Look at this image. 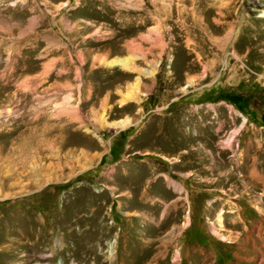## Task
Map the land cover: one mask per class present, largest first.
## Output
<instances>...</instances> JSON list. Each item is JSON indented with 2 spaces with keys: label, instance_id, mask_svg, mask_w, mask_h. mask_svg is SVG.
Instances as JSON below:
<instances>
[{
  "label": "rangeland",
  "instance_id": "rangeland-1",
  "mask_svg": "<svg viewBox=\"0 0 264 264\" xmlns=\"http://www.w3.org/2000/svg\"><path fill=\"white\" fill-rule=\"evenodd\" d=\"M0 264H264V0H0Z\"/></svg>",
  "mask_w": 264,
  "mask_h": 264
},
{
  "label": "bare ground",
  "instance_id": "bare-ground-1",
  "mask_svg": "<svg viewBox=\"0 0 264 264\" xmlns=\"http://www.w3.org/2000/svg\"><path fill=\"white\" fill-rule=\"evenodd\" d=\"M130 59L126 58V59H115L109 62V65H116V66H121V67H127L128 63ZM145 73H147V75H152L153 73L150 71H146ZM115 125V124H114ZM116 127V126H115ZM175 188H177L178 190L180 189V186H178L177 184H174Z\"/></svg>",
  "mask_w": 264,
  "mask_h": 264
}]
</instances>
